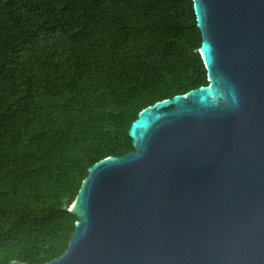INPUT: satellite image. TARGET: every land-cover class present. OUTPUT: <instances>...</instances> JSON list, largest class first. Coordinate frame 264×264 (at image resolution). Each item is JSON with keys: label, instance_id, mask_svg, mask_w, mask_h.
<instances>
[{"label": "trees", "instance_id": "16d2710c", "mask_svg": "<svg viewBox=\"0 0 264 264\" xmlns=\"http://www.w3.org/2000/svg\"><path fill=\"white\" fill-rule=\"evenodd\" d=\"M191 0H0V264L64 254L87 171L149 106L207 87Z\"/></svg>", "mask_w": 264, "mask_h": 264}, {"label": "water", "instance_id": "95a60500", "mask_svg": "<svg viewBox=\"0 0 264 264\" xmlns=\"http://www.w3.org/2000/svg\"><path fill=\"white\" fill-rule=\"evenodd\" d=\"M191 1L208 86L138 114L46 264H264V0Z\"/></svg>", "mask_w": 264, "mask_h": 264}]
</instances>
